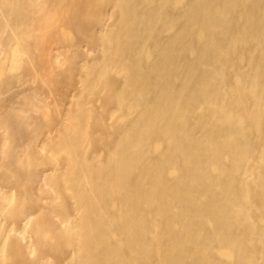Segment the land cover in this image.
Listing matches in <instances>:
<instances>
[{"label": "bare ground", "instance_id": "bare-ground-1", "mask_svg": "<svg viewBox=\"0 0 264 264\" xmlns=\"http://www.w3.org/2000/svg\"><path fill=\"white\" fill-rule=\"evenodd\" d=\"M0 264H264V0H0Z\"/></svg>", "mask_w": 264, "mask_h": 264}]
</instances>
